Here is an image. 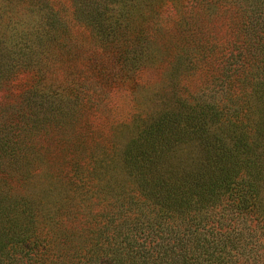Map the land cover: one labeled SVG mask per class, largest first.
Returning <instances> with one entry per match:
<instances>
[{
    "label": "trees",
    "instance_id": "obj_1",
    "mask_svg": "<svg viewBox=\"0 0 264 264\" xmlns=\"http://www.w3.org/2000/svg\"><path fill=\"white\" fill-rule=\"evenodd\" d=\"M0 94V264H264V0H0Z\"/></svg>",
    "mask_w": 264,
    "mask_h": 264
},
{
    "label": "rangeland",
    "instance_id": "obj_2",
    "mask_svg": "<svg viewBox=\"0 0 264 264\" xmlns=\"http://www.w3.org/2000/svg\"><path fill=\"white\" fill-rule=\"evenodd\" d=\"M162 1H166V0H162ZM168 7H170V4L168 5ZM169 11L170 9H168V12ZM170 17L174 18V11L169 12L165 18L169 19ZM198 20H199L198 25L200 26V28L208 29L209 32L213 34H216L217 31L220 29V27L226 23V17L224 14L219 17L212 15V17H208V18L199 16ZM69 21L70 23H68L67 21V25L69 26L72 32L81 33L83 31V27L79 23L75 21V23L73 24L72 20H69ZM178 30H180V28L177 25H174L172 27V32L170 33V35L165 36L163 34V38L160 39V44L164 46L176 45V44H181L183 42H187L188 40H190L191 38L190 34L188 35L186 33L178 34L177 33ZM60 49L64 55V59L66 60L62 59L57 64V70H56L57 77L58 78L60 76L63 77L71 70L77 73V71L81 68V65L83 63V54L81 52V49L76 48V49L70 50V48L66 47V44L64 46L62 45ZM150 68L151 67H149L148 69L147 67L140 72V74L137 77V83H134L137 85L136 89L132 88V85L129 88L127 87V85H124L121 87L122 89L126 90V92H134L136 94L135 101H137V103H140L142 105L145 104L147 108H149V106L154 107V105L152 103L149 104L150 102L148 103L147 102L148 100L144 102L143 98L145 96L149 97V95L150 97L157 95V92H159L157 91V89H160L162 85L161 81H163L164 83V80L163 79L161 80L160 72L157 71L156 69H150ZM0 97H2V94H0ZM117 134L118 135H117V138H115V143L119 146V145H122L126 141L127 136L125 134H119V133Z\"/></svg>",
    "mask_w": 264,
    "mask_h": 264
}]
</instances>
